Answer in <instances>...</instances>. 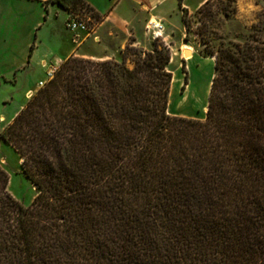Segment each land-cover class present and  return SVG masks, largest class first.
Masks as SVG:
<instances>
[{
  "label": "trees",
  "instance_id": "obj_1",
  "mask_svg": "<svg viewBox=\"0 0 264 264\" xmlns=\"http://www.w3.org/2000/svg\"><path fill=\"white\" fill-rule=\"evenodd\" d=\"M54 1L99 18L85 0ZM235 11L197 9L215 58L205 119L168 113L165 45L61 62L0 130L36 185L23 205L0 164V264H264V6L241 39L214 45L209 20ZM182 19L187 39L186 7Z\"/></svg>",
  "mask_w": 264,
  "mask_h": 264
},
{
  "label": "rangeland",
  "instance_id": "obj_2",
  "mask_svg": "<svg viewBox=\"0 0 264 264\" xmlns=\"http://www.w3.org/2000/svg\"><path fill=\"white\" fill-rule=\"evenodd\" d=\"M201 1L203 3L205 0ZM213 1L217 3V0ZM197 2L198 0H183L192 26V31L187 39L185 38L187 30L182 19V8L178 5L177 0H173L169 8L149 10L150 15H154V13H161V15L159 18L151 16L147 25L141 26V31L138 32L140 37L138 41L134 33L132 35L130 32L111 34V37L118 44L123 37H127L125 46L132 39L135 45L143 48H151L153 43L167 46L170 50L168 67L171 70L172 78L175 79L170 85L168 113L188 118L205 119L209 94L208 86L211 85L215 58L206 54V45L202 37L195 32L202 25V20L204 21V17L202 19L201 16L200 19V15L197 12L198 7L202 3L197 4ZM262 6H264V0H235L236 11L232 16L226 18L222 14L213 15L209 22L217 31L218 37L212 38V43L215 45L220 40L229 42L241 39L248 32L251 23L255 20L256 13ZM80 13L90 17L91 21L88 22V25L89 28L94 29V23L98 22V18L92 17L90 12L86 10ZM152 20L158 22L160 31L157 32H160V34H157V28L153 27ZM70 32L74 31L70 30ZM83 32L92 35L90 38L92 41H102L99 29L94 33ZM53 33L59 35L60 30ZM89 45L88 43L84 45L86 51L89 49ZM184 47L190 49L189 54H185ZM123 49L120 50L121 56ZM34 79V74H30L28 77L30 87L35 85ZM188 86H191L195 92V99L185 98L184 92ZM23 95L24 89L21 83L12 81L0 83V130L11 121V117L19 108V104L22 102L26 103ZM0 164L9 175L8 189L10 193L23 205H30L35 196L36 187L22 171L21 158L18 152L1 139Z\"/></svg>",
  "mask_w": 264,
  "mask_h": 264
},
{
  "label": "crops",
  "instance_id": "obj_3",
  "mask_svg": "<svg viewBox=\"0 0 264 264\" xmlns=\"http://www.w3.org/2000/svg\"><path fill=\"white\" fill-rule=\"evenodd\" d=\"M85 1L99 14L98 22L94 23L90 32L99 29L102 41L90 40L92 35L81 30L70 32L66 21L71 10L54 0H0V83H21L27 102L29 92L34 93L39 88L38 82L47 81V70H56L70 55L120 60V50L125 46L127 37H123L118 44L111 34L134 33L138 41L141 26H146L151 16L159 18L161 15H150L149 10H163L173 3V0ZM177 3L181 8L186 7L183 0L181 5L179 0ZM200 3L202 1L198 0L197 4ZM158 26L155 21L153 27L157 28L156 32L160 30ZM57 30H60L59 35L53 33ZM86 43L90 44L87 51L84 49ZM30 74L35 76L33 87L29 86ZM24 104H19L11 120Z\"/></svg>",
  "mask_w": 264,
  "mask_h": 264
},
{
  "label": "built area",
  "instance_id": "obj_4",
  "mask_svg": "<svg viewBox=\"0 0 264 264\" xmlns=\"http://www.w3.org/2000/svg\"><path fill=\"white\" fill-rule=\"evenodd\" d=\"M91 21L90 17L87 15H83L80 12L76 11H70L69 17L66 21V26L71 31H91V28H89L88 22ZM55 70L54 69H48L46 72L47 80L51 78L54 75ZM47 81H39L38 86L42 87L45 85ZM32 95L31 92H29L28 96L30 97Z\"/></svg>",
  "mask_w": 264,
  "mask_h": 264
},
{
  "label": "bare ground",
  "instance_id": "obj_5",
  "mask_svg": "<svg viewBox=\"0 0 264 264\" xmlns=\"http://www.w3.org/2000/svg\"><path fill=\"white\" fill-rule=\"evenodd\" d=\"M152 23H154L155 21H151ZM154 26H155V24H154ZM159 30V29H158ZM160 31V30H159ZM157 34H160V32H157ZM184 49L185 50H189V53H190V49L188 48V47H184ZM188 53V54H189ZM175 81V79L174 78H172V82H174ZM184 95H185V98L186 97H190V98H193V99H195L196 98V95H195V92L193 91V89L191 88V86H188V88L185 90V92H184ZM185 100V99H184ZM183 100V101H184ZM205 110H206V106H205Z\"/></svg>",
  "mask_w": 264,
  "mask_h": 264
},
{
  "label": "water",
  "instance_id": "obj_6",
  "mask_svg": "<svg viewBox=\"0 0 264 264\" xmlns=\"http://www.w3.org/2000/svg\"><path fill=\"white\" fill-rule=\"evenodd\" d=\"M189 53V50H185V54L187 55ZM36 187V185H34Z\"/></svg>",
  "mask_w": 264,
  "mask_h": 264
}]
</instances>
